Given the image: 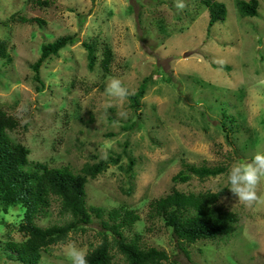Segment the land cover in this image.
<instances>
[{"label":"rangeland","instance_id":"374dc122","mask_svg":"<svg viewBox=\"0 0 264 264\" xmlns=\"http://www.w3.org/2000/svg\"><path fill=\"white\" fill-rule=\"evenodd\" d=\"M40 1L0 0V38L7 39L11 57L7 63L0 59V108L17 119L10 136L29 149V161L79 172L85 163L118 157L88 180L86 202L136 210L140 220L125 229L126 237L138 233L142 243L165 250L180 264H264V203L245 206L230 185L217 205L236 212L239 221L229 234L187 246L189 258L161 220L148 218L152 199L172 188L217 191L228 184L233 164L264 152V0H257L255 16L246 17L238 13V0H214L225 5V14L211 27L203 0H182L183 9L176 8L177 0ZM72 33L77 41L40 67L41 88L31 68L41 45ZM92 38L99 40V57L105 42L112 49L106 77L98 64L88 68L82 42ZM146 77L139 117L128 97L118 101L105 94L111 78L132 94ZM21 104L28 111L18 118ZM130 159L134 164L127 170ZM182 161L224 164L226 171L174 183ZM256 191L264 197V180ZM57 211L54 201L50 214L36 222L47 226L68 219ZM22 217L19 206L0 207V264H22L5 248L6 241L24 238ZM81 228L50 246L39 264H70L69 244L87 252L100 241V222ZM111 252L112 264H121L117 250Z\"/></svg>","mask_w":264,"mask_h":264},{"label":"trees","instance_id":"16d2710c","mask_svg":"<svg viewBox=\"0 0 264 264\" xmlns=\"http://www.w3.org/2000/svg\"><path fill=\"white\" fill-rule=\"evenodd\" d=\"M35 0V3H41ZM46 3V1H43ZM209 11V27L223 21L225 5L221 2L203 0ZM241 17L257 14V0H238L236 2ZM22 22L44 21L37 18L20 17ZM162 30V26L160 28ZM77 34H66L44 43L40 55L31 65L34 79L44 86L39 73L43 63L59 51L77 41ZM86 51L87 65L93 69L96 64L102 71V77L110 75V63L113 53L105 42L98 55L99 40L92 38L82 42ZM6 38H0V59L11 60ZM148 77L143 78L135 93L128 99L133 112L141 108L140 99L145 95ZM138 117L139 114L137 113ZM112 119V118H111ZM18 128V121L0 108V207L7 211L10 206H19L23 210L19 229L24 238L21 241L8 240L5 248L12 257L22 264H39L43 252L58 242H63L70 231L81 230L93 220L100 222L102 232L100 241L87 251L88 264H112V250L121 255V264H180L171 259L163 249L142 243L140 235L132 238L125 236V229H131L140 220L136 210L126 206L106 209L101 206L87 205L85 186L105 171L110 164H117L118 157L100 159L94 163H85L79 172L68 166H50L46 162L29 161V149L10 136V132ZM172 177V182H187L193 176L199 179L216 177L226 171L224 164L194 165L184 163ZM134 164L132 159L127 164L130 170ZM229 183L217 191L184 192L172 188L167 194L149 202L148 218L161 220L170 231L177 246L189 258L187 246L199 240H211L217 236L229 234L232 226L239 221L236 212L217 205L218 200L228 193ZM58 203V215L65 218L61 224L39 225L38 218L47 217L52 202ZM109 234L111 237H109Z\"/></svg>","mask_w":264,"mask_h":264},{"label":"clouds","instance_id":"9594fccd","mask_svg":"<svg viewBox=\"0 0 264 264\" xmlns=\"http://www.w3.org/2000/svg\"><path fill=\"white\" fill-rule=\"evenodd\" d=\"M176 8L183 9L182 0H177ZM105 94L115 100H125L129 92L122 86L117 78H111L105 87ZM108 104L107 107H111ZM28 111L26 105L21 104L17 108L18 118H23ZM121 115H124L121 113ZM264 180V152L257 151L250 161L233 164L227 174V181L231 193L245 206H253L257 203H264V197L257 195V185ZM66 256L70 264H88L87 252L78 248L75 244L67 246Z\"/></svg>","mask_w":264,"mask_h":264}]
</instances>
